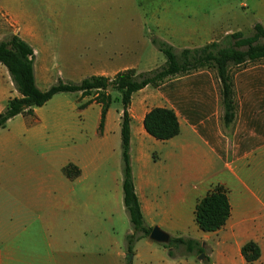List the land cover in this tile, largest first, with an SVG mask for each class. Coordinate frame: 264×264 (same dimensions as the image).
<instances>
[{"label":"crops","instance_id":"1","mask_svg":"<svg viewBox=\"0 0 264 264\" xmlns=\"http://www.w3.org/2000/svg\"><path fill=\"white\" fill-rule=\"evenodd\" d=\"M49 2L67 20L60 36L74 39L73 49L85 57L73 67L85 79L160 68L152 38L182 52L264 28V0ZM21 31L35 53L36 84L46 91L50 75L35 46L44 33ZM230 84L229 121L223 85L210 70L147 86L129 109L132 175L145 224L171 239L199 242L204 260L197 253L171 257L166 245L142 234L127 251L134 229L122 187L123 108H110L100 132L102 106L93 100L81 110L93 98L64 93L0 129V264H248L241 253L248 242L261 249L253 264H264V62L231 72ZM18 97L0 64V114ZM156 108L175 113L178 136L160 141L148 134L144 120ZM70 164L80 170L75 180L63 173ZM216 186L227 190L231 216L221 230L206 233L195 211Z\"/></svg>","mask_w":264,"mask_h":264},{"label":"trees","instance_id":"2","mask_svg":"<svg viewBox=\"0 0 264 264\" xmlns=\"http://www.w3.org/2000/svg\"><path fill=\"white\" fill-rule=\"evenodd\" d=\"M254 37L244 38L238 33L225 39L239 40L241 45L249 46L250 59L264 57V45L254 47L257 37H264V28L261 25L255 27ZM154 45L166 57V64L159 69L137 74L135 70H126L118 73L113 78L104 76H92L84 79L79 84L59 82L46 91L38 88L35 79L34 62L35 53L33 48L18 35L0 42V64L5 66L10 74L12 82L20 94V97L11 99L4 112L0 114V129H4L13 118L23 116H34V109L47 104L54 96L64 93H81L82 98H93L85 104L80 105L83 110L93 100L102 106L101 122L99 131L104 129V123L108 111L114 104H121L122 116V174L124 207L134 232L126 237L128 252L133 253L134 246L139 240V234L149 237L152 229L145 224L140 203L135 191L130 158L131 118L129 109L132 96L147 86L159 87L163 79L189 74H180L175 49L168 43L155 39ZM182 53L188 57L184 63L194 68L196 72L208 70L212 65L216 66L218 76L223 85L224 105L226 119L229 121L233 110L230 77L228 76V63L230 61L242 62L243 54L223 49L219 42L212 43L202 48L184 50ZM192 74V73H191ZM172 76V77H171ZM169 78V79H170ZM160 81L159 84L157 82ZM166 81V80H165ZM111 92H116L113 97ZM144 127L149 135L160 141L170 140L180 133V126L175 113L172 110L156 108L151 110L145 120ZM63 173L70 180L80 176V170L70 164L63 169ZM231 216V207L228 192L223 186L214 187L197 205L195 211L196 224L199 229L206 233H214L221 230ZM166 248L179 249L183 247L188 254H203L204 249L200 243L191 239L172 238ZM244 260L253 264L260 260L261 249L255 242H248L241 250ZM169 255L175 256L170 250ZM131 264V263H130Z\"/></svg>","mask_w":264,"mask_h":264},{"label":"rangeland","instance_id":"3","mask_svg":"<svg viewBox=\"0 0 264 264\" xmlns=\"http://www.w3.org/2000/svg\"><path fill=\"white\" fill-rule=\"evenodd\" d=\"M54 10L55 8L51 10L49 0H0V26L3 25V30L0 33V37L4 36L3 40L10 38L12 35H14V33H16V35H21V30L26 29L30 30L34 28L36 31L44 33L45 37L38 39L35 46L40 52V63L45 65L50 75L49 82L45 85H42L47 89L58 84L59 82L79 84L85 79V77L81 78L82 72L78 74L73 69V67H77V63L81 61L84 55L83 53L73 49V41H75L74 39L63 38L60 36V33L62 32L63 27L66 25L67 20L63 12L62 15H59L57 12H54ZM63 10L64 7L62 8V11ZM34 18H37V20H34ZM255 34L256 33L254 32L252 35L244 36V38L254 37ZM152 39L155 40L154 38ZM219 43L223 49H229L233 53L238 52L243 54L242 62L240 64H237V62H234L233 60L228 63L227 73L229 77L231 72L235 70L244 68L251 64L264 62V57H257L255 59L249 60L250 57L246 56L250 51L249 46L241 45L239 40L224 38L220 40ZM263 45L264 37H257L253 46L260 47ZM63 52H69L68 57H70L71 60L73 59V62H68V57L66 56L65 58ZM175 56L178 68L181 70L180 72H182L180 74H191L196 72L194 68L191 69L190 65H186L184 63L185 61H188V57L182 52H175ZM165 61L166 57L163 54H160L158 66L162 67L163 62ZM208 70L213 71L218 75L215 65L209 67ZM169 78L170 77H167L163 79V81ZM159 83L160 81L157 82V84ZM111 93L113 97H116V92ZM11 139L15 142L19 140L16 135H13ZM152 243L153 245L160 247L156 242L153 241ZM160 249H165V247L163 248L162 246ZM166 249L168 253L170 250H172L174 251L175 255L182 257L188 256L183 247L179 249ZM201 256L204 257L203 254H196L195 259L199 261Z\"/></svg>","mask_w":264,"mask_h":264},{"label":"water","instance_id":"4","mask_svg":"<svg viewBox=\"0 0 264 264\" xmlns=\"http://www.w3.org/2000/svg\"><path fill=\"white\" fill-rule=\"evenodd\" d=\"M149 238L152 241H154L158 244H161V245H169L171 242V237L166 232H164L163 230H161L158 227H155L152 229V232H151ZM132 256H133L132 254H128L127 259L129 262H131ZM203 258H204L203 256L200 257V259H203Z\"/></svg>","mask_w":264,"mask_h":264}]
</instances>
